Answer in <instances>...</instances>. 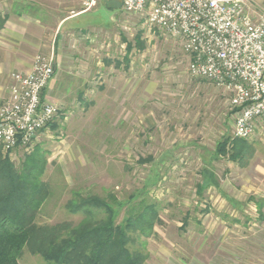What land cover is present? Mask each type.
<instances>
[{"label":"rangeland","instance_id":"374dc122","mask_svg":"<svg viewBox=\"0 0 264 264\" xmlns=\"http://www.w3.org/2000/svg\"><path fill=\"white\" fill-rule=\"evenodd\" d=\"M111 2L80 17L85 32L65 42L56 128L32 149L3 152L18 170L44 166L51 196L38 224L81 223L66 209L75 192L111 196L117 224L156 209L155 235H134L146 264H264V122L242 152L229 145L221 156L239 140L230 96L190 74L179 38ZM20 263L51 264L28 249Z\"/></svg>","mask_w":264,"mask_h":264},{"label":"built area","instance_id":"2783aa9c","mask_svg":"<svg viewBox=\"0 0 264 264\" xmlns=\"http://www.w3.org/2000/svg\"><path fill=\"white\" fill-rule=\"evenodd\" d=\"M82 12L100 0H77ZM126 14L147 13L152 28L177 37L189 56L190 74L230 96L236 110L234 136L253 139L264 122V15L255 18L253 0H121ZM52 58L37 56L30 73L11 75L9 99L0 108L4 153L32 149L39 134L61 117L43 98L56 75Z\"/></svg>","mask_w":264,"mask_h":264},{"label":"trees","instance_id":"16d2710c","mask_svg":"<svg viewBox=\"0 0 264 264\" xmlns=\"http://www.w3.org/2000/svg\"><path fill=\"white\" fill-rule=\"evenodd\" d=\"M229 145L236 153L245 147L240 139L225 142L219 148L221 156L228 154ZM43 173L44 166L37 160L16 169L0 146V264H21L25 249L51 264H146L143 245L132 248L134 235L145 239L155 235L158 214L153 206L117 224L114 205L120 204L114 197H84L75 192L66 209L72 215H84L82 222L41 226L38 217L51 196L50 187L41 181ZM100 211L104 219H97Z\"/></svg>","mask_w":264,"mask_h":264},{"label":"crops","instance_id":"0c3cea01","mask_svg":"<svg viewBox=\"0 0 264 264\" xmlns=\"http://www.w3.org/2000/svg\"><path fill=\"white\" fill-rule=\"evenodd\" d=\"M102 4L112 10L111 0H100L87 13L82 12L77 0H0V23H4L0 27V107L9 98L11 75L32 72L34 59L39 54L52 58L57 68L43 93L46 101H54L53 97L63 89L59 68L63 49L68 45L65 42L85 32L79 29L78 19L93 13ZM250 9L255 18L264 15V0H253Z\"/></svg>","mask_w":264,"mask_h":264}]
</instances>
